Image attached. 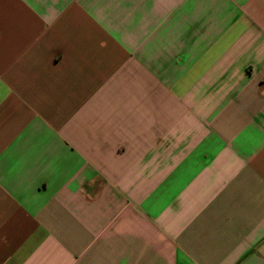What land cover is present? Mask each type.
Returning <instances> with one entry per match:
<instances>
[{"label": "crops", "instance_id": "0c3cea01", "mask_svg": "<svg viewBox=\"0 0 264 264\" xmlns=\"http://www.w3.org/2000/svg\"><path fill=\"white\" fill-rule=\"evenodd\" d=\"M0 264H264V0H0Z\"/></svg>", "mask_w": 264, "mask_h": 264}]
</instances>
